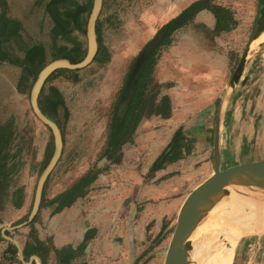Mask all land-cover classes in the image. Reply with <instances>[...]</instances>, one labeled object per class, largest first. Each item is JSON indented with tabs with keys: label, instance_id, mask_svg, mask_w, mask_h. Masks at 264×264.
Returning a JSON list of instances; mask_svg holds the SVG:
<instances>
[{
	"label": "rangeland",
	"instance_id": "obj_1",
	"mask_svg": "<svg viewBox=\"0 0 264 264\" xmlns=\"http://www.w3.org/2000/svg\"><path fill=\"white\" fill-rule=\"evenodd\" d=\"M47 1L7 0L6 11V14L19 19L23 25L22 38L8 42L7 50L22 56L19 45L40 42L45 48L43 66L53 59L66 58L52 57L58 46H71V41L65 37L53 36V22L46 12ZM91 1L93 4V0ZM192 1L194 0H101L94 26L97 44L94 57L101 45L107 52L108 59L100 62L93 57L83 67L63 72H59L57 68L46 77L41 89L44 88L47 92L49 87H54L64 102L63 106L58 105L55 115L44 112L39 100L41 89L37 96L40 110L59 127L62 151L44 182L41 196V200L44 197V204L39 206L31 224L28 215L39 176L48 163L44 165L47 149L53 146V134L50 127L34 112L31 100L34 81L28 89L19 91L17 81L20 66L0 62V124L11 123L13 133L8 160L20 161L13 170L9 185L12 190L22 188L24 194L20 206L9 202L0 211V233L3 237L0 239V251L6 244L5 240H9L3 234L15 240L22 249L32 232L31 228H35L36 237L47 247L44 258L35 253L31 256L36 255L39 260L28 262L29 256L27 260L23 257L25 262L19 259L21 262L13 264H56L59 255L55 249L61 253L70 249L77 251L66 264H163L182 199L213 170V139L207 137L203 126L214 120L213 111L216 113L221 95L205 97L201 96L202 91L196 89L195 95L190 97L194 105L192 111H184L187 101L183 96L173 95L176 101L175 112L164 116L160 113V101L163 95H167L170 102V95L164 91L172 82L156 77L155 65L163 52L167 53L175 39V32H179L176 41H180L181 48L177 51L187 54V59L184 58L187 66L193 60L190 67L192 74L189 76L192 75L194 86L199 88L200 85H206L201 80L208 76L205 50L210 48L216 56L230 58L228 69L219 75L220 84L228 85L229 89L232 74L245 49V37L252 28L257 10V0H213L223 6H233L236 3L239 13L243 12V3L245 4V14L241 13L239 16L241 25L234 37L212 29V13L205 9L194 15L184 26H179L174 29L176 31L172 30L166 35L167 27L164 25L178 16L181 9ZM163 27L166 31L149 55L155 60L150 74L152 84L154 88H159V92L153 100H147L150 97L148 93L137 126L128 140L120 144V150L113 157L105 155L108 124L113 114L118 118L124 114L127 105L123 110L119 109L127 90L131 89L130 81L134 76H130L134 63L141 50ZM71 34L86 46V54V28L85 32L73 30ZM166 61L172 62L171 58H166ZM189 71L186 72L191 73ZM127 76L129 82L124 90L125 96L119 100ZM225 91L226 89L223 94ZM221 92L218 91V94ZM247 96L244 91L239 103L245 105V101H249ZM172 107L170 104V111ZM152 111L157 113L150 114ZM163 138L165 143L158 152L155 150L154 153L147 154L145 150L137 149L147 140L157 143ZM167 149L169 150L164 153ZM152 156L154 159L146 171L144 168ZM224 167L221 165V168ZM92 170H98V174L84 194L76 197L71 205L53 212L54 204H47V200ZM134 175L141 182L136 183ZM132 182H135L134 185ZM224 220L219 219L214 223L209 218L208 229L201 232L200 238L203 249L210 242L209 238L215 240L221 248L229 249L232 253L231 264L233 248L239 239L244 235L250 236L246 239H251L264 231L239 233L232 224H228V220L222 222Z\"/></svg>",
	"mask_w": 264,
	"mask_h": 264
},
{
	"label": "trees",
	"instance_id": "obj_2",
	"mask_svg": "<svg viewBox=\"0 0 264 264\" xmlns=\"http://www.w3.org/2000/svg\"><path fill=\"white\" fill-rule=\"evenodd\" d=\"M92 8L91 0H48L46 2V12L48 13L51 21L53 22L52 33L53 36L61 35L67 40L71 41V46L63 44L58 46L52 53V57L58 56L66 57L71 62H78L85 55L86 46L76 39V36H72L73 30L85 32L87 18ZM208 10L215 17L214 28L218 32L228 31L236 24L235 19L232 17V11L223 5H219L213 2V0H194L189 3L175 18L171 19L164 26L167 27L166 35L176 29L179 26L187 23L192 19L200 10ZM259 17L258 31L262 29L264 25V0H258L257 5ZM8 10L7 0H0V62L6 61L14 65H18L21 68L20 75L17 81V88L19 91H24L31 86L32 82L41 69L45 61V48L40 42L32 43L30 45H19V49L23 52V55L16 53L15 51H8V42L11 40H20L22 38V23L17 18H12L6 11ZM95 60L104 61L108 59L107 52L100 45L97 54L94 57ZM154 58L148 56L142 61L138 71L130 81V87L132 89L131 97L128 101L124 114L121 118L115 117L113 114L107 130V139L104 146L105 155L113 157L114 154L120 150V144L128 137L137 126V123L141 117V113L144 107V102L147 100H153L154 96L158 94L159 88H154L151 79V70L154 64ZM59 72L70 71V69L59 68ZM129 75V74H128ZM125 80L119 100L124 95L125 87L127 86L129 79ZM41 89L39 94V100L45 113L49 115H55L57 113L58 105L63 106V99L60 93L54 88L49 87L48 91ZM150 94V97L145 100L146 96ZM162 110L160 113L164 116L170 113V102L167 95H163L161 98ZM159 111V110H158ZM151 113H157L152 111ZM11 123L0 124V211L4 209L7 203H11L15 206H20L23 201L22 188L18 187L12 190L9 182L13 170L16 164L20 161L8 160L9 145L13 130L11 129ZM53 152V146L47 149L45 155L44 165L48 162ZM113 155V156H112ZM154 165V164H153ZM98 170H92L82 175L76 182H74L67 189L57 193L55 196L47 200V204H54L53 212L58 211L61 207L69 206L73 203L76 197L84 194L89 184L97 177ZM44 198V197H43ZM43 198L40 202L42 206ZM35 217L29 222L33 223ZM1 222V219H0ZM31 234L27 237L25 244L22 246V252L24 258L27 260L32 254L38 253L45 257L47 252L46 245L43 241L35 235V228H31ZM8 233V230H6ZM0 239H3L0 233ZM6 244L0 251V264H13V262H21L18 258V248L16 244L11 240H5ZM55 252L59 255V261L56 264H66L69 258H71L77 251L70 249L68 252L61 253L60 250L55 249ZM61 253V254H60ZM35 264V263H32Z\"/></svg>",
	"mask_w": 264,
	"mask_h": 264
},
{
	"label": "crops",
	"instance_id": "obj_3",
	"mask_svg": "<svg viewBox=\"0 0 264 264\" xmlns=\"http://www.w3.org/2000/svg\"><path fill=\"white\" fill-rule=\"evenodd\" d=\"M242 1L245 2V0ZM235 5L237 4L233 3V6L224 5L232 9V17L236 21L233 28L221 33L225 36L234 37L236 35L235 32L241 25L239 16L241 13V15L245 14L244 3L242 8L243 12L241 13L238 12L239 8ZM183 9H181V11ZM201 11L202 10L197 13ZM197 13H195V15ZM259 15L260 12H258L257 9L253 18L252 28L247 32L245 37V49H247V52L240 77L235 84H229V89L228 85L220 84L221 80L219 81V75L222 74L226 68L228 69L230 58L228 56L218 57L210 48H206L205 50L206 58H208L206 61V70L209 79L205 77L201 80L206 83L204 87L202 85H200L201 87L199 88L194 86L195 83L191 80L192 75L189 76V74H192L190 67L193 60H191L189 66H187V54L183 55L182 52L179 53V51H177V49L179 50V48H181L180 41H176L179 37V32H175V39H173L170 47H168L167 53L163 52L154 68L156 77L164 81L172 82V85L165 88L164 91V93L170 95L171 107L173 104V110L171 108L170 113L175 112L174 105L176 101L173 99V95L177 96L180 94L185 98L187 106H185L186 108L184 111L194 110V105L190 97L195 95V92H197L196 89L202 91L201 96L205 97H218L221 95L220 104L219 107L216 108V113L215 110L213 111L214 120L205 124L203 128L206 131V135H208L207 137H212L213 145L218 129L221 165L225 167L238 163L264 160V38L255 41L259 35L264 33V25L262 29L258 31ZM211 17V21L214 25L215 17L213 14ZM255 22H257V29L253 39H250ZM213 25L210 26L212 29H214ZM251 43H255L256 46H253V44L251 45ZM166 58H171L172 62H165ZM184 58L186 59L184 60ZM187 69L190 70L191 73H187ZM239 85L240 87H238ZM224 89H226V91L223 94ZM243 90L245 91V95L248 94L247 97L249 98L248 102L245 101V105L239 103L240 98L244 95ZM218 91H222L221 94H218ZM188 98L190 99L188 100ZM186 128H188V126ZM211 133L213 136H211ZM151 136L153 137V132H151ZM163 143H165L164 138L157 141V143L147 140L143 146H139L137 149L145 150L147 154L154 153L155 150L158 152V149L162 147ZM153 157L154 156L149 158V162L146 168H144L146 171L150 167L154 159ZM134 178L136 183L141 182V179L136 180L137 176L134 175ZM135 182H132L133 185ZM129 185H131V181ZM145 187H147V185ZM141 189L147 191L146 188L141 187ZM247 237L250 236L245 237L244 235L239 239L240 241L237 242L231 264H264V232L257 233L256 236L251 239H246Z\"/></svg>",
	"mask_w": 264,
	"mask_h": 264
},
{
	"label": "water",
	"instance_id": "obj_4",
	"mask_svg": "<svg viewBox=\"0 0 264 264\" xmlns=\"http://www.w3.org/2000/svg\"><path fill=\"white\" fill-rule=\"evenodd\" d=\"M101 0H93L92 8L86 24V33L88 38L87 52L85 56L78 62H71L67 58H56L45 64L37 73L31 88V100L35 114L45 122L51 129L53 134V152L43 168L34 193V199L31 211L28 215V221H31L36 214L41 201L44 182L57 162L62 151V137L57 124L49 119L37 105V96L46 77L57 68L76 69L88 64L94 57L97 50L95 39V19L99 11ZM257 29V22L253 27L250 39H253ZM166 28L163 27L141 50L138 58L134 63L131 71L133 77L138 71L141 63L153 51L157 43L163 37ZM247 49H244L239 62L232 74L231 84H235L239 79ZM132 90L128 89L125 99L120 104L123 110L127 105ZM120 112L118 111L117 114ZM168 151L165 150L164 153ZM231 187H245L244 191L254 193H264V160L238 163L221 168V157L219 152L218 129L216 132L213 145V170L202 181L196 184L183 198L175 219L173 231L171 233L167 249L164 255L163 264H189V254L192 249V236L196 227L206 218L213 207L222 199L224 195L229 194ZM6 238L13 241L18 248V256L22 262L23 253L20 246L11 237L3 234ZM39 258L33 255L31 260Z\"/></svg>",
	"mask_w": 264,
	"mask_h": 264
},
{
	"label": "bare ground",
	"instance_id": "obj_5",
	"mask_svg": "<svg viewBox=\"0 0 264 264\" xmlns=\"http://www.w3.org/2000/svg\"><path fill=\"white\" fill-rule=\"evenodd\" d=\"M263 38L264 33L259 35L255 41L261 40ZM244 190L245 187L229 188V194L224 195L222 199L208 213L206 218L196 227L192 236V249L189 254V264L230 263L232 253L228 251L229 249L226 250L225 248H221L220 245H217L216 241L212 238H209L210 242L207 243L203 249L204 245L202 246V238H200V235L204 229H208L209 218L213 220L214 223L219 219H225L222 221L224 223L226 220H228L230 222H228V224H232L233 227H235V230L237 229L239 233L245 230H257L260 232L264 231V193L260 194ZM232 239L233 238H231V240ZM202 249L203 251L201 253Z\"/></svg>",
	"mask_w": 264,
	"mask_h": 264
}]
</instances>
